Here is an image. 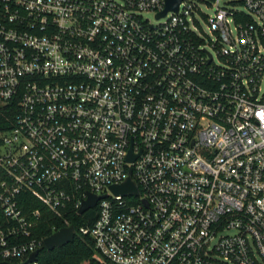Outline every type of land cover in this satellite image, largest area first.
I'll return each instance as SVG.
<instances>
[{
    "label": "built area",
    "instance_id": "obj_1",
    "mask_svg": "<svg viewBox=\"0 0 264 264\" xmlns=\"http://www.w3.org/2000/svg\"><path fill=\"white\" fill-rule=\"evenodd\" d=\"M163 7L0 0V263L92 194L96 264H264V0Z\"/></svg>",
    "mask_w": 264,
    "mask_h": 264
},
{
    "label": "trees",
    "instance_id": "obj_2",
    "mask_svg": "<svg viewBox=\"0 0 264 264\" xmlns=\"http://www.w3.org/2000/svg\"><path fill=\"white\" fill-rule=\"evenodd\" d=\"M13 107L0 106V130L7 128L12 120ZM26 197V205L30 208L24 210L36 209L39 216L32 229V233L43 239L53 230L62 226L72 225L74 228L73 239L59 247H53L50 250L41 245L36 254L38 264H96L95 252L91 240L82 234H78L79 227H87L95 216V208L87 209L81 214H77L76 208L69 207L60 212L59 215L51 213L41 206V204L31 197Z\"/></svg>",
    "mask_w": 264,
    "mask_h": 264
},
{
    "label": "water",
    "instance_id": "obj_3",
    "mask_svg": "<svg viewBox=\"0 0 264 264\" xmlns=\"http://www.w3.org/2000/svg\"><path fill=\"white\" fill-rule=\"evenodd\" d=\"M179 0H164V7L162 10H160L157 15L163 14L167 9H173L175 10L177 7V3ZM111 190L115 193H126L134 191L133 186L131 183L127 180L121 185L118 186H111ZM99 198V196H94L92 194H88L85 199H83L80 202L79 207L77 208L76 212L77 214H81L82 212L86 211L87 209H90L94 206L95 201ZM74 235V228L72 225H66L62 226L53 232H51L49 235L45 236L42 239V245L45 249L50 250L53 247H59L64 245L65 243L70 242L73 239ZM36 252H32L28 255L27 260L32 261L35 259ZM0 264H9L6 262H1Z\"/></svg>",
    "mask_w": 264,
    "mask_h": 264
},
{
    "label": "rangeland",
    "instance_id": "obj_4",
    "mask_svg": "<svg viewBox=\"0 0 264 264\" xmlns=\"http://www.w3.org/2000/svg\"><path fill=\"white\" fill-rule=\"evenodd\" d=\"M207 12H209L210 11V9H207V8H204ZM145 14L150 18V19H152V12L151 11H148V12H145Z\"/></svg>",
    "mask_w": 264,
    "mask_h": 264
}]
</instances>
